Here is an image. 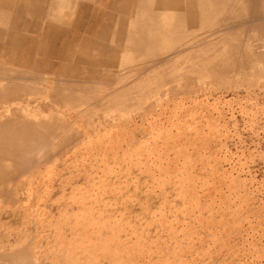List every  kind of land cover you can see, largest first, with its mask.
<instances>
[{
	"label": "rangeland",
	"instance_id": "obj_1",
	"mask_svg": "<svg viewBox=\"0 0 264 264\" xmlns=\"http://www.w3.org/2000/svg\"><path fill=\"white\" fill-rule=\"evenodd\" d=\"M244 12L227 26L246 47L260 35ZM227 26L209 36L230 34L225 52ZM228 60L151 64L109 111L31 113L49 134L0 179V250L30 264H264V57Z\"/></svg>",
	"mask_w": 264,
	"mask_h": 264
},
{
	"label": "crops",
	"instance_id": "obj_2",
	"mask_svg": "<svg viewBox=\"0 0 264 264\" xmlns=\"http://www.w3.org/2000/svg\"><path fill=\"white\" fill-rule=\"evenodd\" d=\"M200 3V0H0V61L14 70H23L24 76L19 79L13 71L11 74L0 71V85L8 83L7 89H14L21 80L27 89L19 98L2 95L0 114L78 112L82 110L80 104H89L88 110L97 105L94 110L109 111L112 96L126 95L122 90L151 67L148 64L152 60L143 64V52L128 48V35L142 29L156 36L161 32L157 47H170L161 57L177 47H191L186 42L197 40L199 34L201 41L202 30L207 29V24L200 21L202 15L206 16ZM196 29L200 31L196 33ZM16 36L23 43L14 44ZM83 85L88 89L87 100L80 98L86 94L81 89ZM114 101L126 103L121 97Z\"/></svg>",
	"mask_w": 264,
	"mask_h": 264
},
{
	"label": "bare ground",
	"instance_id": "obj_3",
	"mask_svg": "<svg viewBox=\"0 0 264 264\" xmlns=\"http://www.w3.org/2000/svg\"><path fill=\"white\" fill-rule=\"evenodd\" d=\"M83 1V0H82ZM229 1V0H228ZM135 2V1H134ZM154 2V1H153ZM179 2V1H178ZM183 2V1H182ZM200 10L203 11V13H206V16L202 15L200 21H202V24L205 23L207 24V29L206 31H203L202 35V40H199V35L197 40L195 38L191 39V42H186V44L191 45V47H177L175 49H172V52L168 54L166 57H161L160 54L162 52H167L170 47H161L162 50H156L157 48V41L161 39L162 33L160 35L156 36V34L152 31H142L137 32V34H130L128 35V48H131L133 50H138L139 53L143 52L142 56V61L144 59L149 58L147 61H151V64H157V70L161 71H167L169 68L173 67L177 63H182L188 61L190 64V61H197L198 63H215L216 61H228L230 58H235V56L239 55V60L241 64H247L250 63L249 61L255 58H262L264 57V50L262 52L257 51L256 47L252 45V42L256 40V38H259L262 42L261 46L264 47V0H234V5L235 11L231 13H225L224 9V4H227L229 6V2L227 0H200ZM247 2V4H246ZM47 3V2H46ZM29 4V3H28ZM153 4V3H152ZM132 5V4H131ZM183 5V4H182ZM250 5V8H252V15L253 19L251 24V30L257 31L260 35L259 37L254 36L252 33H249L246 38V47L241 45L240 42V30L236 29L234 30L233 25L227 26L228 22L230 19H239L243 15H245V8ZM132 7V6H131ZM227 7V6H226ZM142 8V7H141ZM152 8V7H151ZM248 9V8H247ZM134 11V10H133ZM160 11V10H159ZM205 11V12H204ZM158 12V11H157ZM162 12V11H161ZM165 12V11H164ZM160 13V12H158ZM167 13V12H166ZM177 13V12H176ZM180 13V11H179ZM11 15V14H10ZM141 16L143 14H140ZM139 15V16H140ZM160 15V14H158ZM24 16V15H23ZM8 19V18H7ZM10 19V17H9ZM163 20V19H162ZM231 22V21H230ZM233 22V21H232ZM44 23V22H43ZM163 23V22H162ZM161 23V24H162ZM200 23V22H199ZM63 24V23H62ZM68 24V23H67ZM133 24V23H132ZM169 24V23H168ZM172 24V23H171ZM61 25V24H60ZM238 25V26H237ZM155 26V25H154ZM167 26V24H166ZM227 26V32H234L233 37H231V40L234 41V43L231 44V48L226 49V52L224 51V43L229 39V35L222 36L220 35V41L217 42H212L209 40V36H212L216 34L217 36L219 35V32L221 31V28H225ZM240 24H236L235 28H240ZM250 26V25H249ZM2 27H4L2 25ZM67 27V26H66ZM128 27V26H127ZM133 27V26H131ZM164 27V26H163ZM155 28V27H154ZM158 28V27H157ZM2 29V28H1ZM13 29V28H12ZM129 29V28H128ZM149 29V28H148ZM170 29V28H169ZM3 30V29H2ZM162 30V29H161ZM197 30V29H196ZM5 31V30H4ZM64 31V30H63ZM168 31V30H167ZM171 31V30H170ZM197 30L196 33H198ZM10 32V31H9ZM70 33V32H69ZM136 33V31H135ZM158 33V32H157ZM200 33V32H199ZM4 34V33H3ZM87 34V33H86ZM116 34V33H115ZM118 34V33H117ZM165 34V33H164ZM36 35V34H34ZM33 35V36H34ZM38 35V34H37ZM67 35V34H66ZM122 35V34H121ZM172 35V34H171ZM170 35V36H171ZM12 36V35H11ZM15 36V35H14ZM70 36V35H69ZM73 36V35H72ZM197 36V35H196ZM8 37V36H7ZM85 37V36H84ZM118 37V36H117ZM121 37V36H120ZM21 38V37H20ZM18 38L16 36L14 44L18 43H23V39ZM24 38V37H23ZM90 38V37H89ZM123 38V37H122ZM169 37H167L168 39ZM191 38V37H190ZM82 39V38H81ZM85 39V38H84ZM157 39V40H156ZM188 39V38H187ZM206 39V42H204ZM9 40V39H8ZM88 40V38H87ZM114 40V39H113ZM122 40V39H121ZM125 40V39H124ZM3 41V40H2ZM5 41V39H4ZM86 41V40H85ZM162 41V40H161ZM170 41V40H169ZM222 41V42H221ZM80 42V40H79ZM100 42V41H99ZM163 42V41H162ZM220 42V43H219ZM12 43V42H11ZM166 43V42H165ZM183 42H181L182 44ZM255 43V42H254ZM215 44V45H214ZM159 45V44H158ZM185 45V44H184ZM11 46V45H10ZM125 46V45H124ZM180 46V45H179ZM9 47V46H8ZM123 47V46H122ZM121 47V48H122ZM2 48V46H1ZM79 48V47H78ZM80 49V48H79ZM264 49V48H263ZM4 50V49H3ZM123 50V49H122ZM208 50H216L218 53L214 52V54H209ZM78 51V50H77ZM81 51V50H79ZM16 52L22 53L21 50L16 49ZM13 53V52H12ZM168 53V52H167ZM166 53V54H167ZM74 54V53H73ZM3 55V54H2ZM14 55V54H12ZM21 55V54H19ZM154 55L158 56L155 57ZM164 56L163 54H161ZM214 58H210L213 57ZM11 56V55H10ZM41 56V55H40ZM171 56V57H170ZM241 56L243 58H241ZM6 57V56H5ZM160 57V58H159ZM174 63V60H177ZM34 58V57H33ZM245 58V59H244ZM9 59V58H8ZM209 59L213 61H209ZM5 60V59H4ZM35 60V59H34ZM40 60V59H39ZM249 60V61H247ZM48 61V60H47ZM72 61V60H71ZM170 61V62H169ZM68 62V61H67ZM70 62V61H69ZM169 62V63H168ZM259 62V61H258ZM261 62V61H260ZM32 63V62H31ZM36 63V62H35ZM34 63V64H35ZM43 63V61H42ZM73 63V62H72ZM194 63V62H193ZM196 63V62H195ZM254 63V62H253ZM256 63V62H255ZM2 61L0 62V71L1 74L3 73H10L13 71L16 74V78L22 79L24 78L23 76V70L20 69H13L10 66L7 65ZM12 64V63H11ZM38 64V62H37ZM143 64H146L145 61H143ZM13 65V64H12ZM18 65V64H17ZM82 65V64H81ZM80 65V66H81ZM164 65V67H163ZM259 65V64H258ZM21 66V65H20ZM34 66V65H33ZM46 66V65H45ZM61 66V65H59ZM58 66V67H59ZM69 66V65H68ZM78 66V65H77ZM76 66V67H77ZM85 66V65H84ZM87 67V65H86ZM117 67V66H116ZM258 67V66H257ZM260 67V66H259ZM10 68V69H9ZM43 68V67H42ZM46 68V67H45ZM66 68V67H65ZM64 68V69H65ZM73 68V67H70ZM89 68V67H88ZM92 68V67H91ZM174 68V67H173ZM183 70L181 72H184V67H182ZM59 69V68H58ZM113 69V68H111ZM227 69V67H226ZM225 71L227 72L228 70ZM38 70V69H37ZM40 71V70H39ZM43 71V70H42ZM66 71V70H64ZM63 71V72H64ZM74 71V70H73ZM115 71V70H114ZM59 72V71H58ZM61 72V71H60ZM70 71H68L69 73ZM110 72V71H109ZM48 74V73H46ZM50 74V73H49ZM95 74V73H94ZM8 75V74H7ZM65 75V74H64ZM106 75V74H105ZM180 74H177L175 76L178 77ZM21 76V77H19ZM23 76V77H22ZM114 76V75H113ZM107 77V76H106ZM151 77V76H150ZM108 78V77H107ZM148 78V77H147ZM172 76V80L175 79ZM51 78H49L50 80ZM87 79V78H86ZM114 79V78H113ZM21 81V80H20ZM20 81L16 82V86L14 89H7L8 88V83L5 85H0V97L2 95H9V96H14L16 98H19L22 96L21 94L25 90L23 88V84L20 83ZM82 81V80H81ZM108 81V80H106ZM116 81V80H114ZM127 81V80H126ZM95 82V81H94ZM130 82V81H129ZM124 84V83H123ZM131 84V83H130ZM84 87L86 85H83ZM104 86V85H103ZM143 86V80L142 81H133L131 85L127 87L126 90H122V92H126V95L130 93L129 91L137 90L139 87ZM146 86V85H144ZM63 87V86H62ZM66 88V87H64ZM95 88V87H94ZM99 88V87H98ZM117 88V87H116ZM142 88V87H141ZM140 88V89H141ZM147 88V87H146ZM81 89H86L82 88ZM9 90V91H8ZM91 91V90H90ZM13 93V94H12ZM12 94V95H10ZM118 99H120L119 94L117 95ZM125 95H122V97ZM67 97V96H66ZM6 98V97H5ZM8 98V96H7ZM14 99V98H13ZM117 99V98H116ZM9 100V99H8ZM6 99V101H8ZM14 108V107H13ZM16 109V108H15ZM14 109V110H15ZM20 110V109H19ZM31 114V112H30ZM32 116L36 117V114H25L19 111H16L15 113H2L0 114V179L8 174V175H15L16 171V166H22L23 163L27 162L29 159H31V156L33 152H37L40 150V146L44 143L45 137L49 134V129H48V124H43V125H36L35 122L31 120L33 118ZM40 120V119H38ZM59 120V119H58ZM36 121V120H35ZM49 121V120H46ZM44 122V121H43ZM46 123V122H45ZM56 123V122H55ZM48 125V126H47ZM55 126V125H53ZM52 126V127H53ZM59 129V127H58ZM57 129V130H58ZM56 131V129H55ZM50 138V137H49ZM39 148V149H38ZM42 148V146H41ZM44 148V147H43ZM47 161V160H46ZM26 166V165H25ZM12 167H15V169L10 170ZM10 168V169H8ZM23 168V167H22ZM24 170V169H23ZM11 176V177H12ZM17 176V175H16ZM15 176V178H16ZM8 178V177H7ZM10 178V177H9ZM4 179V178H3ZM12 180V179H11ZM5 182V181H4ZM4 183H2L3 185ZM1 185V184H0ZM23 185V184H22ZM5 188V187H4ZM22 188V187H21ZM15 190V189H14ZM19 190V189H18ZM8 192V191H6ZM10 192V191H9ZM12 192V191H11ZM9 199V198H8ZM37 199V198H36ZM11 200V199H10ZM13 250V249H12ZM10 252V251H9ZM27 254L21 253L19 250H14L11 251V253L6 254V252H3V250H0V264H30L29 263V256L28 258L26 257ZM42 262V261H41Z\"/></svg>",
	"mask_w": 264,
	"mask_h": 264
}]
</instances>
